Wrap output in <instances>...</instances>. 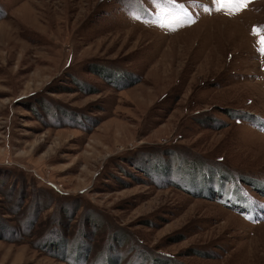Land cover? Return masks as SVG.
Returning a JSON list of instances; mask_svg holds the SVG:
<instances>
[{"label": "rangeland", "instance_id": "1", "mask_svg": "<svg viewBox=\"0 0 264 264\" xmlns=\"http://www.w3.org/2000/svg\"><path fill=\"white\" fill-rule=\"evenodd\" d=\"M219 7L0 0V264H264V0Z\"/></svg>", "mask_w": 264, "mask_h": 264}, {"label": "snow or ice", "instance_id": "2", "mask_svg": "<svg viewBox=\"0 0 264 264\" xmlns=\"http://www.w3.org/2000/svg\"><path fill=\"white\" fill-rule=\"evenodd\" d=\"M214 2L218 5H220L219 8H217V11H222L224 8H231L233 7L236 0H214ZM240 3H246V0H239ZM162 3L164 5H176L177 0H162ZM256 35H260L258 31L254 32ZM260 52L264 54V35L260 36Z\"/></svg>", "mask_w": 264, "mask_h": 264}]
</instances>
